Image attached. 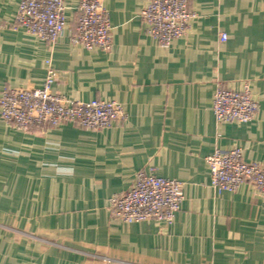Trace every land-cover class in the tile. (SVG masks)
Returning a JSON list of instances; mask_svg holds the SVG:
<instances>
[{
    "label": "crops",
    "instance_id": "1",
    "mask_svg": "<svg viewBox=\"0 0 264 264\" xmlns=\"http://www.w3.org/2000/svg\"><path fill=\"white\" fill-rule=\"evenodd\" d=\"M78 1L64 0L66 29L49 44L14 31L18 0H0V94L41 88L50 66L67 73L52 92L114 101L126 118L27 133L0 120V264H264V196L216 191L205 162L216 149L264 157V0H188V31L166 47L140 18L149 0H103L108 52L71 43ZM217 84L248 88L250 122L215 121ZM138 172L180 182L171 223L109 216Z\"/></svg>",
    "mask_w": 264,
    "mask_h": 264
},
{
    "label": "built area",
    "instance_id": "2",
    "mask_svg": "<svg viewBox=\"0 0 264 264\" xmlns=\"http://www.w3.org/2000/svg\"><path fill=\"white\" fill-rule=\"evenodd\" d=\"M65 10L64 0H18L13 30L54 44L66 29ZM76 11L77 18L69 37L71 43L88 50L108 52L112 45L110 22L103 0H79ZM192 17L188 0H149L140 12L147 33L163 47L187 33ZM219 39L225 41V34H220ZM66 77V72L49 66L41 88L3 90L0 120L27 133L32 129L47 130L65 124L100 131L126 118L122 106L114 101H71L52 92V84ZM256 110L257 104L247 87L235 91L216 85L211 111L217 123H248ZM205 162L210 186L216 191L233 192L248 184L259 196H264V157L246 162L239 148L216 149ZM182 200L180 182L138 172L126 191L110 196L107 211L112 219L125 224L147 220L169 224Z\"/></svg>",
    "mask_w": 264,
    "mask_h": 264
}]
</instances>
